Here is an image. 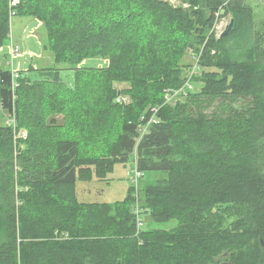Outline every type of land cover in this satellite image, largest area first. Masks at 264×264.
<instances>
[{"label":"trees","instance_id":"1","mask_svg":"<svg viewBox=\"0 0 264 264\" xmlns=\"http://www.w3.org/2000/svg\"><path fill=\"white\" fill-rule=\"evenodd\" d=\"M177 1L0 0V48L13 17L33 18L54 60L13 73L0 58V264H264V10ZM221 17L233 27L216 39ZM161 41L176 56L151 61ZM188 52L198 87L167 101ZM93 59L108 65L81 67ZM131 157L164 177L137 198L78 201L77 181H107Z\"/></svg>","mask_w":264,"mask_h":264},{"label":"rangeland","instance_id":"2","mask_svg":"<svg viewBox=\"0 0 264 264\" xmlns=\"http://www.w3.org/2000/svg\"><path fill=\"white\" fill-rule=\"evenodd\" d=\"M172 5L178 6L179 2L177 0H168ZM250 5L253 7V9L259 13L262 14L264 10V2H258L257 0H250L249 1ZM183 7H186L183 5ZM17 17H13L10 25V33L14 29L15 26V20ZM229 22V17H221L216 20V22L213 25L212 32L215 36L216 39L219 38L220 33L223 31L225 25ZM39 39L44 37V32L41 31L39 34ZM11 38V36H10ZM167 41H161L157 43V53H153L152 59L159 55H163L166 53V45ZM160 46V47H159ZM177 43H174L173 45L167 50L169 51L168 54L169 56H176L174 52V48L178 47ZM162 47V49H161ZM14 49L18 50L19 54V49L17 47H14ZM161 49V50H160ZM45 63L49 62L47 65L49 67L52 66L53 61L50 57L49 61L46 60L45 58ZM180 65H183L184 67H192L195 64V58L192 56L190 52L186 53V56H184L183 60L179 62ZM2 65V64H1ZM189 67V68H190ZM60 77L64 81H71L72 80V72L65 70L63 66H60ZM200 77V76H198ZM197 77V78H198ZM115 87L118 89H126L128 86L127 84H115ZM198 86L195 83H192V91H195ZM121 104L123 105H129L131 103V100L128 96H122V98L119 99ZM243 103L248 104L249 101H243ZM242 106V105H239ZM246 107V105H244ZM8 122V117L1 111L0 109V125L7 124ZM135 163L133 160V157L124 165H116L114 166L112 172L108 174L107 181H97L95 178H93L89 182H82V181H77L76 182V196L78 201L84 202V203H113L116 201H121L124 199V197L127 194V189L135 188V185L132 183V178H133V171L135 170ZM164 177L162 173H142V177L138 181V189L142 190L147 185L153 184L156 179H161ZM142 196V192L140 191L139 193ZM176 221L175 220H170L166 223H159V224H152L151 221H149L148 218H143L142 223L139 225L141 230H146L149 227L154 228V229H163V230H168L173 227H175Z\"/></svg>","mask_w":264,"mask_h":264},{"label":"crops","instance_id":"3","mask_svg":"<svg viewBox=\"0 0 264 264\" xmlns=\"http://www.w3.org/2000/svg\"><path fill=\"white\" fill-rule=\"evenodd\" d=\"M11 25V21H10ZM43 31V26L40 21L33 18L17 17L15 20L14 29L11 31L8 41L0 48V58L3 63V68L11 72L27 71L30 67L33 69L49 68L45 63L50 57L54 60L48 50L43 48L42 41L44 37L39 39L40 32ZM45 34V32H44ZM17 47L19 54L13 56L11 50ZM108 65L107 60H85L81 67L103 68ZM51 66V67H52Z\"/></svg>","mask_w":264,"mask_h":264},{"label":"built area","instance_id":"4","mask_svg":"<svg viewBox=\"0 0 264 264\" xmlns=\"http://www.w3.org/2000/svg\"><path fill=\"white\" fill-rule=\"evenodd\" d=\"M9 3H10V7L11 6H14L18 3V0H9ZM11 54L13 56H16L18 55V50L17 49H12L11 50ZM197 65L195 64L194 68L192 69V71L189 73L188 75V80L187 82L182 86L181 89L179 90H174V91H171V92H168L167 95H166V98H167V101H170L172 98L176 97L179 93H183L185 91V89H188V90H191L192 89V86L190 85V82H189V79H190V76L194 73L195 69H196ZM13 73H17V72H13ZM14 79L17 77V75L15 74L14 76ZM153 121L150 120L148 122V124L152 123ZM9 123V122H8ZM147 124V125H148ZM146 131V128L145 129H142L141 133H144ZM22 135L24 136L25 134L22 133ZM142 177V173H140L137 169H135L133 171V178H132V183L135 185V188H134V198H137L138 196V192H137V184H138V181L139 179Z\"/></svg>","mask_w":264,"mask_h":264},{"label":"water","instance_id":"5","mask_svg":"<svg viewBox=\"0 0 264 264\" xmlns=\"http://www.w3.org/2000/svg\"><path fill=\"white\" fill-rule=\"evenodd\" d=\"M232 27H233V20L230 19L229 22L225 25L223 31L220 33L219 38H225L226 36H228Z\"/></svg>","mask_w":264,"mask_h":264},{"label":"bare ground","instance_id":"6","mask_svg":"<svg viewBox=\"0 0 264 264\" xmlns=\"http://www.w3.org/2000/svg\"><path fill=\"white\" fill-rule=\"evenodd\" d=\"M142 124H143V123H142ZM144 125H145V124H144ZM149 125H150V124H149ZM149 125H148V126H149Z\"/></svg>","mask_w":264,"mask_h":264}]
</instances>
